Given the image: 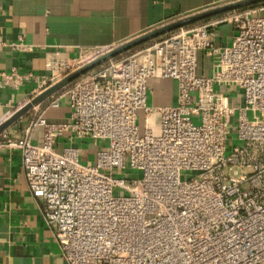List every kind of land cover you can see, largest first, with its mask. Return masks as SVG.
Returning a JSON list of instances; mask_svg holds the SVG:
<instances>
[{
	"label": "built area",
	"instance_id": "1",
	"mask_svg": "<svg viewBox=\"0 0 264 264\" xmlns=\"http://www.w3.org/2000/svg\"><path fill=\"white\" fill-rule=\"evenodd\" d=\"M230 15V44L214 42L219 23L166 34L79 78L7 144L22 151L67 264H264V6ZM106 52L54 56L37 91ZM1 75L14 89L37 79ZM156 79L176 83L174 105L149 104ZM63 98L69 121H49ZM65 134L102 144L94 160L73 143L59 152Z\"/></svg>",
	"mask_w": 264,
	"mask_h": 264
},
{
	"label": "crops",
	"instance_id": "2",
	"mask_svg": "<svg viewBox=\"0 0 264 264\" xmlns=\"http://www.w3.org/2000/svg\"><path fill=\"white\" fill-rule=\"evenodd\" d=\"M234 1L237 0H0V39L4 42L0 46V126L50 87L47 84L43 91H37L42 80L48 81L50 77L47 63L54 56L72 61L88 51L106 52L183 18ZM230 14L195 25L219 23L213 29L214 42L228 45L235 27L221 21ZM13 69L31 73L37 79L18 89L11 88L1 74ZM199 72L204 76L212 73L211 61L203 53L199 55ZM75 82L0 135V264H67L54 229L44 219V201L29 188L22 151L7 144L23 139L38 114L36 108L45 109L53 97ZM176 92L174 81L153 80L149 104L172 106ZM47 117L51 122L69 121V99L63 98L59 108L49 109ZM32 137L34 143L41 144L43 129L35 130ZM70 138V134H65L56 149L61 152L71 143L78 145L83 162L93 161L102 145L90 140L72 142Z\"/></svg>",
	"mask_w": 264,
	"mask_h": 264
},
{
	"label": "water",
	"instance_id": "3",
	"mask_svg": "<svg viewBox=\"0 0 264 264\" xmlns=\"http://www.w3.org/2000/svg\"><path fill=\"white\" fill-rule=\"evenodd\" d=\"M259 4H264V0H237L229 4L183 18L177 22L141 35L131 41H128L114 49L107 51L103 55L95 58L86 65L70 73L58 83L51 85L40 95L34 98L30 103L20 108L16 113H14L6 122H4L0 126V135L3 134L6 130H8L10 127H12L14 124H16L18 121H20L36 106L43 103L50 96L66 88L67 86H69L82 76L88 74L95 68L178 29L193 26L199 22L210 19L212 17L226 15L229 13H233L237 10L252 7Z\"/></svg>",
	"mask_w": 264,
	"mask_h": 264
},
{
	"label": "trees",
	"instance_id": "4",
	"mask_svg": "<svg viewBox=\"0 0 264 264\" xmlns=\"http://www.w3.org/2000/svg\"><path fill=\"white\" fill-rule=\"evenodd\" d=\"M264 6V4H259V5H255V6H252V7H248V8H244V9H240V10H237V11H235V12H242V11H245V10H250V9H256V8H259V7H263ZM223 15H219V16H217L216 18H220V17H222ZM205 21H209V19L208 20H205ZM142 47V46H141ZM138 48H140V47H138ZM138 48H136V49H138ZM136 49H134V50H136ZM134 50H132V51H134Z\"/></svg>",
	"mask_w": 264,
	"mask_h": 264
},
{
	"label": "rangeland",
	"instance_id": "5",
	"mask_svg": "<svg viewBox=\"0 0 264 264\" xmlns=\"http://www.w3.org/2000/svg\"><path fill=\"white\" fill-rule=\"evenodd\" d=\"M258 13H260V12H258ZM229 16H231V15H228V16H226V17H229ZM226 17H225V18H226ZM128 53H129V52H128ZM128 53L123 54V55L119 56V57L116 58V59H121V58H123L124 56H126ZM73 72H74V71H73ZM70 73H72V72H70ZM70 73H69V74H70ZM69 74H68V75H69ZM139 123H140L141 126H143V117L140 119V122H139ZM196 123H197V120H196ZM233 139H234V136H233ZM239 144H240V143H238V142H236V141H233V145H239ZM139 175H141V174H139Z\"/></svg>",
	"mask_w": 264,
	"mask_h": 264
}]
</instances>
